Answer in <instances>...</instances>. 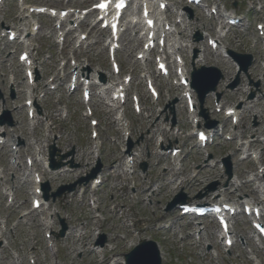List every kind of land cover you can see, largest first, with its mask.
Masks as SVG:
<instances>
[{
  "label": "rangeland",
  "instance_id": "374dc122",
  "mask_svg": "<svg viewBox=\"0 0 264 264\" xmlns=\"http://www.w3.org/2000/svg\"><path fill=\"white\" fill-rule=\"evenodd\" d=\"M170 1L176 3L171 6L172 12L168 14L170 23L175 21L179 9L184 10V7L192 9L186 0ZM88 2L89 0H72L70 5L85 7ZM206 2L209 7L215 5L223 15H225L224 8L239 15L243 18L244 28L234 27L229 31L217 33L215 22L205 15L209 14V8L204 12L195 9L190 19L185 13L182 17L184 23L177 25L171 40L173 43L176 42L175 47L180 49L179 54L185 62L186 77L190 78L191 61H194L195 67L201 65L217 67L224 76L216 91L220 95L218 103L224 108L233 107L240 111L243 107H251L253 112L247 121H242L235 127L232 126L230 119L223 125V116L221 114L218 116L215 112L214 103L217 101L215 94L209 95L203 108L211 120H216L224 126L223 134H225L224 137L217 138L214 145L205 149L195 148L194 138L189 137L190 116L184 102L179 100L180 96L182 97V90L173 91L172 79H156L155 85L158 87L160 98L156 102L148 98L142 73L148 69L152 72L154 62L151 58L148 68L147 64H140L136 60L142 44L137 30H129L123 34L122 49L117 56L124 73H131V92L137 91L140 95V114L134 113L130 102L116 109L110 101L108 90L104 93L105 89L95 87L89 104L92 108L90 112L93 113L90 118L79 92L72 95L68 92L69 83L65 74L70 72V68L74 65L72 59L76 58L78 65L87 69L88 79H94L102 73L107 83V78L110 79L111 76L105 49L106 33L91 29L92 20H87L79 27L80 31L88 33L87 39L81 45L74 43L82 33L77 28L75 34H68L65 45L61 48L55 43L58 40L53 21L45 17H27L25 22L19 23V20L15 19L20 8L14 0H7L1 7L0 22L4 27L12 30L16 25L28 23L32 36L26 45H31L30 57L35 59L34 67L38 73L36 83L39 86L35 96L40 113L33 121H29L26 109L23 113L16 112V109L24 107L28 97L25 96L21 100L18 98L19 90L22 89L19 85L27 84L25 73L18 63V55L23 46L18 43L7 45L6 37L3 39L0 37V121L2 120L0 143L7 137L12 138L16 146L22 147L24 154L22 161L18 163V159L16 160L20 168L16 166L15 172L3 174V165L7 162L11 164L13 160H10L11 157L7 158L5 149L0 144V234H4L0 239V245L5 247L4 253L0 254V264H15L16 259L20 264H30V257L36 261V264H91L89 253L94 252L98 260L103 249L114 254L110 262L114 264V260L122 259L125 253L142 240L157 242L162 253V264H264V246L254 238L250 224L246 223V220L238 219L237 242L231 249H225L222 240L217 238V227L211 221L205 220L206 228L203 230L198 228L200 226L196 221L186 217L180 220L172 211L164 212L167 202L180 192L185 195L186 202L191 204L208 200L211 192L207 189L212 184H217L214 191L216 193L223 189L226 176L221 169V159L227 156L230 157L233 166V182L251 181L249 185H242L236 195L246 196L249 200H264V194L253 191L257 184L264 182L260 178L264 174V50L262 49L264 42L259 40L254 27L255 23L264 21V0H206ZM26 3L55 7L57 10L64 7L62 0H26ZM234 3L235 8L232 6ZM260 6L263 7L261 11ZM196 34L202 37L197 44ZM208 37L223 38V47L226 51L251 54L254 62L247 74H238L236 64L230 57L224 56L223 51L210 50L206 46ZM203 47L207 52H203ZM204 55L207 61H203ZM257 67L259 70H256ZM237 76L238 85L230 89ZM53 77H56L55 80L49 83ZM55 87L57 89L53 90ZM22 91L27 94L31 92V90L28 92V86ZM236 91L241 97L229 96ZM193 94L196 109H199L196 94ZM251 95H253L252 99H250ZM255 101L256 103L258 101L259 105H254ZM171 108L176 121L174 128L170 127L173 118ZM118 111H124L123 116L126 118L124 122L130 126L129 140H124L121 127L115 124V113ZM5 113L8 115H4ZM91 119L98 122L99 136L95 141L90 137ZM165 123H168L169 130H166ZM21 126L34 136L27 139L22 137V132L18 130ZM247 127H251L257 134L245 135L244 131ZM54 129L55 131H52ZM233 132L234 135L231 134ZM157 137H162L161 144L166 149L170 144L171 147L181 150L176 157L180 168L179 179L171 185L168 182H172L173 178L169 173L176 170L173 169L172 160L168 162L159 156ZM227 138L231 141H227ZM246 138L250 142L257 140L258 144L242 143L247 141L244 140ZM129 141L132 147L128 155H132L134 159V171L133 175L131 173L128 175L129 181L123 183V179L115 174L113 166L120 155L122 162H125V154L120 153V149L127 151ZM27 144H30V150L34 155L40 152L39 159L35 157L40 167L33 168L38 173L48 172L44 168V160L49 146L53 145L58 150L59 156H64L62 161L65 167L58 172H49L50 174L43 180L49 187V194L56 193L60 187L86 178L98 167V164H100L98 175L102 177V184L94 194L87 186H82L86 187L85 194H81V187L64 195L61 201L59 199L53 201L50 197L43 208L35 211V219L24 218V215L31 211L29 194L33 191L24 186V182L31 177L25 179L27 173L25 177L22 176L26 159L31 157L25 153L24 147H27ZM236 149L241 150L238 155H235ZM80 155H86L88 160L79 161ZM253 155L257 157L255 161L252 160ZM55 160L57 161L58 157L55 156ZM143 162L147 165L144 173L139 169V165ZM259 169L263 172H259ZM256 177L259 179L255 180ZM191 178H195L196 182L190 183ZM191 184L195 186L190 187ZM131 185L136 187L134 193L130 192ZM229 191L234 194V188ZM228 192L224 195L233 199L234 195H229ZM200 194L201 199H198L197 196ZM93 198L98 201V209H96L97 202L96 205L91 206L90 202ZM11 204L15 208L14 213L9 208ZM113 208H116L117 212L123 208L128 210L117 215L115 212L111 213ZM127 219L132 221H126ZM61 220L69 233L68 239L65 236L56 239L54 236L61 230ZM167 227L169 229H164ZM49 234L52 235L51 238L47 237ZM101 237H104V240ZM244 237L248 240L242 243ZM100 242H103L102 246Z\"/></svg>",
  "mask_w": 264,
  "mask_h": 264
},
{
  "label": "bare ground",
  "instance_id": "6f19581e",
  "mask_svg": "<svg viewBox=\"0 0 264 264\" xmlns=\"http://www.w3.org/2000/svg\"><path fill=\"white\" fill-rule=\"evenodd\" d=\"M20 17H22L21 18V20L23 21L24 20V14L23 13H21L20 14ZM221 18H223L222 17V15L220 14L219 15V19H221ZM229 19V18H228ZM156 20H157V22L159 21V18L157 17L156 18ZM242 26H244L243 24H237L236 25V27L237 28H240V27H242ZM22 27H24V26H22ZM163 28H164V25L162 26ZM23 29V28H22ZM21 28H20V30H22ZM203 61H207V57L204 55V57H203ZM256 70H259V67H257L256 68ZM35 73H36V71H35ZM81 74H82V77H84V75H85V71H81ZM264 75V74H263ZM86 78V77H85ZM80 80V78L78 79V81ZM37 85H38V83H37ZM20 86V88H22V89H20L19 90V93H18V98H19V100H21V99H23L24 97H25V93L22 91L23 90V88H25V86H24V84H20L19 85ZM178 88H175L174 90H177ZM229 96L230 97H232V98H237V97H241V95H240V93L238 92V91H236V92H232V93H230L229 94ZM28 100H31L32 102H33V105H32V109L34 110V112H35V108H36V99L35 98H32V97H29L28 98ZM259 101V100H258ZM258 101H257V103H256V101L253 103L254 105H257L258 104ZM247 103L245 102L244 103V105H246ZM259 105V104H258ZM231 109H233V108H231ZM22 111H24V109L23 108H20V109H17V113L18 112H22ZM253 112V110L251 109V107L250 108H247V107H245V108H243L242 110H241V112L238 114V111H236V113H234V116L236 117H238L239 116V124L242 122V121H247L249 118H250V116H251V113ZM263 112H264V110H263ZM167 123H165V125H166ZM168 127V126H167ZM18 130L20 131V132H22L21 134H22V137L24 136L26 139L28 138V137H33L34 136V134L33 133H27L26 132V130L21 126V127H19L18 128ZM52 131H55V129L54 130H52ZM257 134L251 127H247L246 129H245V131H244V134L245 135H249V134ZM10 139H8L4 144H3V148L5 149V154L7 155V154H9V147H8V143L10 142L9 141ZM65 144L67 145V143L65 142ZM258 144V142H257V140H255V141H253V142H251V145H257ZM30 145L29 144H27V147L26 148H28V149H30ZM239 153H238V151H236L235 152V155H238ZM119 155V154H118ZM83 160H88V158L86 157V155H80L79 156V161H83ZM177 160L176 159H174L173 160V163H174V168L176 169V167H177ZM117 166L114 168V172L116 173V175L117 176H120L121 177V179H123L122 180V182L124 183V182H127L128 180H127V176H128V173H126L125 171H122V167H123V164H122V156L120 155V157L119 158H117V161H116V163H115ZM18 165V164H17ZM3 171H2V173L3 174H8L9 172H14L15 171V169L12 167V166H9L8 165V163H5L4 165H3ZM117 169H118V171L120 172L121 171V173L119 174V172L117 171ZM179 174H180V172H178L177 170H176V172H173V173H169V176H171V178H173V181L172 182H168L169 183V185H171V184H173V183H175L178 179H179ZM42 176H43V178L42 179H45V178H47V176H48V174H41ZM98 179V178H97ZM195 178H191V182L190 183H192V182H196V180H194ZM43 181L41 180V183H42ZM41 183H39V185H42ZM102 183V181L100 182V184ZM183 182L181 181L180 182V184H182ZM249 183H251V182H244L243 184H248L249 185ZM34 186L35 187V189L36 188H38L39 187V185L38 184H36L34 181H31V180H28V181H26L25 183H24V186H26V188H29V187H31V186ZM230 188L231 187H233V186H235L234 188H235V191H237V188L239 189L240 187H241V183H237V182H233L232 180H230V181H228V184H227ZM192 186H195V184H191V186L190 187H192ZM89 187H92V185H89ZM95 188H96V186L94 187V189H93V191H95ZM34 189V190H35ZM262 189H264V187L262 188ZM84 192V194H85V192H86V189L83 191ZM219 197H224V193L222 192V191H219L218 192V194L216 195V196H214V199L212 200V201H217V199L219 198ZM96 202H97V209H98V207H99V204H98V201H97V199H94V203H95V205H96ZM128 209H126V208H123V209H120V211L119 212H117L116 211V208H113L112 209V211H111V213H116L117 215H119V213L120 212H126ZM11 211L14 213L15 212V208L14 207H11ZM173 213H176V210H173ZM29 217L31 218V219H35V215H34V213L33 212H31L30 214H29ZM126 221H132V220H129V219H127ZM35 222H37V221H35ZM187 225H189V224H187ZM65 237H66V239H68L69 238V233L68 232H66V234H65ZM83 239H85V238H83ZM189 239H191V238H189ZM72 243H74V239L72 238ZM58 244H55V246H57ZM131 246H133V245H130V247ZM69 248H67V250H68ZM4 250H5V248L4 247H1L0 248V254L2 255L3 253H4ZM113 256H114V254H112L111 253V251H107L106 249H103L102 250V252H101V254H100V259H96V254L94 253V252H90L89 253V257L91 258V264H110V262L113 260ZM17 263V262H16ZM116 263H119V264H123V260L122 259H117V260H114V264H116ZM54 264H56V263H54Z\"/></svg>",
  "mask_w": 264,
  "mask_h": 264
},
{
  "label": "water",
  "instance_id": "95a60500",
  "mask_svg": "<svg viewBox=\"0 0 264 264\" xmlns=\"http://www.w3.org/2000/svg\"><path fill=\"white\" fill-rule=\"evenodd\" d=\"M233 59L240 65L243 72H246L248 67L251 64L250 56H242L231 53ZM192 83L191 86L194 88L200 97V103L202 104L204 96L216 90V86L220 79H222L221 73L214 68H201L198 71H194L192 73ZM237 84V81L234 83L232 87ZM202 86V90H200L199 86ZM227 173L230 176L229 169V161L227 160ZM61 164L56 165V168H59ZM95 173H93L90 178H93ZM75 185H71L66 188L67 192H71L74 190ZM176 201L169 204L168 209H170ZM65 232V227L63 226V230L60 232L59 237H63ZM126 264H161V259L159 255L158 248L153 242H142L139 246H137L131 253L125 255Z\"/></svg>",
  "mask_w": 264,
  "mask_h": 264
},
{
  "label": "snow or ice",
  "instance_id": "6c2138e0",
  "mask_svg": "<svg viewBox=\"0 0 264 264\" xmlns=\"http://www.w3.org/2000/svg\"><path fill=\"white\" fill-rule=\"evenodd\" d=\"M100 7L103 8V7H105V5L102 4V5H100Z\"/></svg>",
  "mask_w": 264,
  "mask_h": 264
}]
</instances>
